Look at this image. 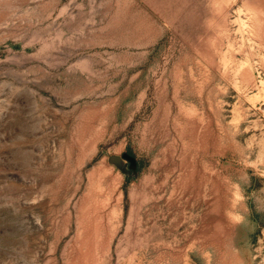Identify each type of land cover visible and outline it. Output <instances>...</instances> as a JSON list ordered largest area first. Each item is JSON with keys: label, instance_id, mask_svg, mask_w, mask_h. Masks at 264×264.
<instances>
[{"label": "rangeland", "instance_id": "obj_1", "mask_svg": "<svg viewBox=\"0 0 264 264\" xmlns=\"http://www.w3.org/2000/svg\"><path fill=\"white\" fill-rule=\"evenodd\" d=\"M0 264H264V0H0Z\"/></svg>", "mask_w": 264, "mask_h": 264}]
</instances>
